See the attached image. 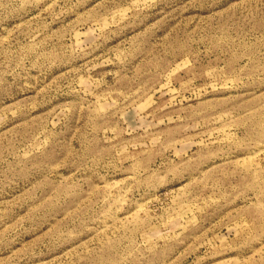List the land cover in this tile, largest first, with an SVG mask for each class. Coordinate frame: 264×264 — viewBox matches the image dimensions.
Segmentation results:
<instances>
[{
	"label": "rangeland",
	"instance_id": "374dc122",
	"mask_svg": "<svg viewBox=\"0 0 264 264\" xmlns=\"http://www.w3.org/2000/svg\"><path fill=\"white\" fill-rule=\"evenodd\" d=\"M0 264H264V0H0Z\"/></svg>",
	"mask_w": 264,
	"mask_h": 264
}]
</instances>
